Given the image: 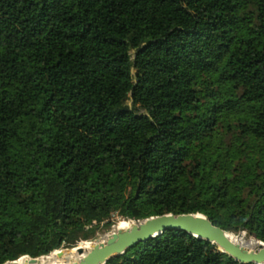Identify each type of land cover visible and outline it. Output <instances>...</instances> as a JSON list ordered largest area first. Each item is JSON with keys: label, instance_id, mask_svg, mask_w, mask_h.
Listing matches in <instances>:
<instances>
[{"label": "trees", "instance_id": "1", "mask_svg": "<svg viewBox=\"0 0 264 264\" xmlns=\"http://www.w3.org/2000/svg\"><path fill=\"white\" fill-rule=\"evenodd\" d=\"M117 212L264 244V0H0V264ZM107 264L240 263L169 230Z\"/></svg>", "mask_w": 264, "mask_h": 264}, {"label": "water", "instance_id": "2", "mask_svg": "<svg viewBox=\"0 0 264 264\" xmlns=\"http://www.w3.org/2000/svg\"><path fill=\"white\" fill-rule=\"evenodd\" d=\"M169 230L182 231L199 240L216 245L219 251L240 264H264V244L262 242L255 239L251 244L234 242L228 238V233L214 226L204 215L171 213L141 221L130 220L127 228L112 231L104 239L84 242L87 243V247L78 245L71 249L75 258L63 264H107L137 244L151 240ZM65 251L61 249L51 254H55L56 260L60 261L64 258ZM51 254L38 258L25 256L4 264H48L41 263L39 259Z\"/></svg>", "mask_w": 264, "mask_h": 264}, {"label": "bare ground", "instance_id": "3", "mask_svg": "<svg viewBox=\"0 0 264 264\" xmlns=\"http://www.w3.org/2000/svg\"><path fill=\"white\" fill-rule=\"evenodd\" d=\"M130 225V220L128 221H125V223L122 225V227H118L116 228L115 230L113 231H116L117 229H124V228H127L129 227ZM105 237H103L102 239H104ZM228 238L234 242H239L238 238L236 236H233V235H229L228 234ZM253 241H250L249 243L247 244H251ZM81 246V245H80ZM83 247H87V243H85V245ZM68 251V250H67ZM65 251L64 252V258L60 261H57L56 258H55V254H51L50 256L48 257H44V258H40L39 261L41 263H48V264H63L64 262L70 260V259H74L75 258V254L73 252V250L71 251Z\"/></svg>", "mask_w": 264, "mask_h": 264}, {"label": "rangeland", "instance_id": "4", "mask_svg": "<svg viewBox=\"0 0 264 264\" xmlns=\"http://www.w3.org/2000/svg\"><path fill=\"white\" fill-rule=\"evenodd\" d=\"M120 213L117 212L116 214H113L112 217H111V222L114 221V224L112 225V227H110V230L109 231H106V230H101L97 233V238H95L94 240H97V239H102L103 237H106L107 235H109L115 228V226H118V227H122V225L125 223V220H121L118 215ZM233 236H236L239 240L240 243H249L250 241H253V238L252 237H248L246 236L245 233H241L239 235H233ZM79 245H81L82 247L85 245V243H80ZM63 250H68V251H71L69 249H63ZM67 251V252H68Z\"/></svg>", "mask_w": 264, "mask_h": 264}]
</instances>
